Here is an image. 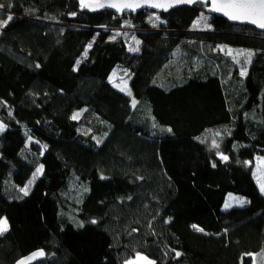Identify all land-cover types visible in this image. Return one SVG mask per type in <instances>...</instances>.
Listing matches in <instances>:
<instances>
[{"label":"trees","instance_id":"obj_1","mask_svg":"<svg viewBox=\"0 0 264 264\" xmlns=\"http://www.w3.org/2000/svg\"><path fill=\"white\" fill-rule=\"evenodd\" d=\"M0 5V21L13 17L0 28V264L36 250L34 264H264L252 173L264 156L263 31L207 1L122 15L80 0ZM117 69L127 91L108 80ZM37 165L25 195L19 177ZM230 193L245 204L224 210Z\"/></svg>","mask_w":264,"mask_h":264},{"label":"snow or ice","instance_id":"obj_2","mask_svg":"<svg viewBox=\"0 0 264 264\" xmlns=\"http://www.w3.org/2000/svg\"><path fill=\"white\" fill-rule=\"evenodd\" d=\"M92 3H96L97 0H91ZM195 2L205 3L206 0H106L107 7L115 8L118 12L122 10H136L137 8L142 7L143 5H147L149 7L153 8H163L164 10H167L169 7L173 6L174 4L178 3H184V4H192ZM210 2V9L211 12H217L222 13L224 16H226L229 20L233 21H241V22H248L251 24L256 25V27L260 29H264V0H208ZM80 4L82 8L90 7V0H80ZM98 7L103 8L105 7V3H98ZM3 5H0V8H2ZM95 10V9H92ZM12 16L9 15L7 20L0 21V28L7 25L9 21L12 20ZM201 20H207V17L201 14ZM200 21H197L198 24ZM135 39V37H133ZM138 44L139 41H136ZM89 48L91 45L88 46ZM138 49L135 48H129V51H137ZM87 51V50H86ZM226 55L232 56V50L229 49L226 53ZM236 56H244L246 57L245 63H250V58L252 56L251 52H244L240 51L236 54ZM236 56L233 57L234 62L239 63V60L236 58ZM79 63V61L77 62ZM246 75V69L241 70V76ZM111 79V78H110ZM124 89H121L123 91ZM130 94V92H129ZM135 101H133V106H135ZM79 116V113H75L72 116V119H77ZM3 125H0V131L3 130ZM219 135V133H217ZM213 146L218 147L215 141H213ZM224 160H227V156L221 157ZM264 163V161H262ZM41 168L37 169V173L41 172ZM35 176V174H34ZM31 183V181L29 182ZM22 192H24L25 195H27L26 188L21 189ZM261 192H264V184L261 185ZM237 200V203L243 204L245 203L244 200L239 198H233ZM231 203L228 201L225 202V208L231 207ZM95 222V221H93ZM193 228H195L197 231H203V229L197 228L196 225H193ZM7 230V222L6 220L0 219V233H3ZM35 255H43V253H35ZM177 256L180 255V253H176ZM32 257H29L30 260ZM137 260H144L147 261V257L140 256L137 254ZM18 264H26V261H19ZM126 264H136V261H126ZM147 264H154L152 261H147Z\"/></svg>","mask_w":264,"mask_h":264},{"label":"rangeland","instance_id":"obj_3","mask_svg":"<svg viewBox=\"0 0 264 264\" xmlns=\"http://www.w3.org/2000/svg\"><path fill=\"white\" fill-rule=\"evenodd\" d=\"M97 1H99V0H97ZM123 30H125L123 37H124V41H125L127 48L128 49L129 48H135V49L139 50V43L138 44L136 43V41H139V40L133 35V32H131L130 29H123ZM133 37H135V39H133ZM137 51H131V52H137ZM85 55H86V53H85ZM85 55H83V57H85ZM108 80H109L110 84L115 89H117L119 91H121V89H124L123 91H127L128 72H122V70L117 69L116 71H113L110 74ZM132 99H134V98L132 97ZM0 125H2V124L0 123ZM262 161H264V156H261V155L255 156L254 159L252 160L253 178H254L256 185H257L260 192H261V185L264 184V163H262ZM38 168H41V166L37 165V166H35V169L32 173H25L27 176L24 175L22 177H19L18 185H20L19 186L20 190L22 188H26L27 194L29 193L34 182L37 180V178L41 174V172L37 173ZM34 174H35V176H34ZM30 181H31V183H29ZM22 193L24 194V192H22ZM261 193L264 195V192H261ZM233 198H239V199H242L245 201V199L242 198L241 196L230 193L227 195L225 202L228 201L229 203H231V205H232L231 207L243 206L245 204V203H243L241 205V204L237 203L236 199H233ZM225 202L223 204V209L226 210V209L231 208V207L225 208ZM2 220H6V219L2 218ZM257 262L264 263V250L255 255L254 263H257Z\"/></svg>","mask_w":264,"mask_h":264},{"label":"water","instance_id":"obj_4","mask_svg":"<svg viewBox=\"0 0 264 264\" xmlns=\"http://www.w3.org/2000/svg\"><path fill=\"white\" fill-rule=\"evenodd\" d=\"M206 1L208 2V0H206ZM98 3H105V7H103V8L98 7L97 6ZM195 3H192V4L178 3V4H174L173 6L169 7L167 10H164L163 8H153V7H149L147 5H143L142 7L137 8L136 10L127 9V10H122V11L118 12L115 8L107 7L106 0H99L96 3H92L90 1V7H88V8L90 10L95 9L93 11H96V12H99V11H110V12L116 14V15H122V14H126V13H128V14H136V13H139L140 11H142V10H148V11H152V12H156V13H162V12H168L169 10L177 8V7H183V6H188L189 7V6H192ZM208 3L210 4V2H208ZM209 12L211 14H213L214 16H216V17H221V18L225 19L226 21H228L231 24L248 25L250 27L255 28L258 31H263L264 32V29H260V28L256 27V25H254V24H251V23H248V22L229 20L222 13L211 12V11H209ZM35 253H43V251L42 250L33 251V252H31V253L19 258L18 260H16L14 264H18V262L22 261V260L26 261V264H34L35 262H37V261H39V260L44 258V255H35L34 256L33 254H35ZM29 257H32V258L29 260L28 259ZM147 261H149V260L147 259ZM147 261L136 260V264H147Z\"/></svg>","mask_w":264,"mask_h":264}]
</instances>
